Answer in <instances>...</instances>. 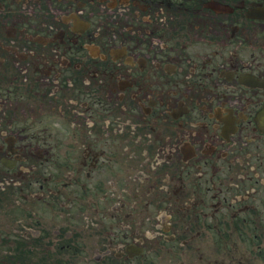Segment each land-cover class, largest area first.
<instances>
[{"label":"flooded vegetation","instance_id":"flooded-vegetation-1","mask_svg":"<svg viewBox=\"0 0 264 264\" xmlns=\"http://www.w3.org/2000/svg\"><path fill=\"white\" fill-rule=\"evenodd\" d=\"M148 255L264 264V0H0V264Z\"/></svg>","mask_w":264,"mask_h":264},{"label":"rangeland","instance_id":"rangeland-1","mask_svg":"<svg viewBox=\"0 0 264 264\" xmlns=\"http://www.w3.org/2000/svg\"><path fill=\"white\" fill-rule=\"evenodd\" d=\"M68 199H66V201H67ZM68 202H70L69 200H68ZM134 228H132L133 230L132 231H134L135 229H139L141 232H144L145 233V231H147L150 227H151V225L150 224H142L140 227H137L134 223H132L131 224ZM105 249H102L101 250V253L104 251ZM84 252V251H83ZM100 253V254H101ZM215 255H218V256H220V252H216V253H214V255H212V256H210L211 257V259L213 258V256H215ZM110 256V255H109ZM110 257H107V258H105L104 260H102V262L101 263H99V264H118L117 263V260L115 261V260H113V259H111V260H108V261H106L107 259H109ZM133 264H138V262H134Z\"/></svg>","mask_w":264,"mask_h":264}]
</instances>
